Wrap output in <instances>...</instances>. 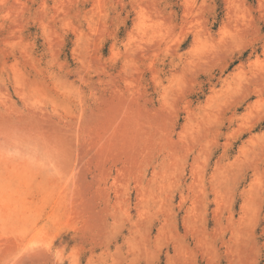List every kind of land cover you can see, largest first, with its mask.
Listing matches in <instances>:
<instances>
[{
    "label": "rangeland",
    "instance_id": "rangeland-1",
    "mask_svg": "<svg viewBox=\"0 0 264 264\" xmlns=\"http://www.w3.org/2000/svg\"><path fill=\"white\" fill-rule=\"evenodd\" d=\"M0 264H264V0H0Z\"/></svg>",
    "mask_w": 264,
    "mask_h": 264
}]
</instances>
